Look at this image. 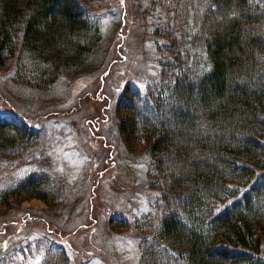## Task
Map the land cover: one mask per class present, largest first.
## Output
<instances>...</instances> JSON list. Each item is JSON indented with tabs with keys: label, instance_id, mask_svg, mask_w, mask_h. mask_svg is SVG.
Instances as JSON below:
<instances>
[{
	"label": "trees",
	"instance_id": "16d2710c",
	"mask_svg": "<svg viewBox=\"0 0 264 264\" xmlns=\"http://www.w3.org/2000/svg\"><path fill=\"white\" fill-rule=\"evenodd\" d=\"M153 3L167 54L118 97L126 144L143 148L158 191L136 222L137 264H264V0ZM99 20L79 0H0V65L51 88L96 50ZM37 132L0 110V177L8 160L25 162L0 185V207L60 197V175L22 154ZM40 264H71L65 245L45 241Z\"/></svg>",
	"mask_w": 264,
	"mask_h": 264
},
{
	"label": "rangeland",
	"instance_id": "374dc122",
	"mask_svg": "<svg viewBox=\"0 0 264 264\" xmlns=\"http://www.w3.org/2000/svg\"><path fill=\"white\" fill-rule=\"evenodd\" d=\"M79 2L100 19V43L84 65L63 69L45 89L16 78L14 62L0 65V110L38 131L22 154L63 179L55 203L17 198L0 207V260L13 264H40L45 241L65 245L71 264H137L136 222L157 196L147 155L127 146L120 129L118 97L157 75L167 54L157 30L163 14L153 0ZM24 166L23 157L8 160L0 185Z\"/></svg>",
	"mask_w": 264,
	"mask_h": 264
}]
</instances>
